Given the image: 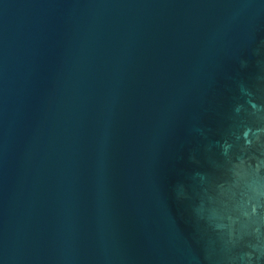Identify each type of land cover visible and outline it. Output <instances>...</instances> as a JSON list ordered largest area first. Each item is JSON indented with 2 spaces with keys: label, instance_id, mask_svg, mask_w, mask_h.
<instances>
[{
  "label": "water",
  "instance_id": "obj_1",
  "mask_svg": "<svg viewBox=\"0 0 264 264\" xmlns=\"http://www.w3.org/2000/svg\"><path fill=\"white\" fill-rule=\"evenodd\" d=\"M0 264H264V0H0Z\"/></svg>",
  "mask_w": 264,
  "mask_h": 264
}]
</instances>
